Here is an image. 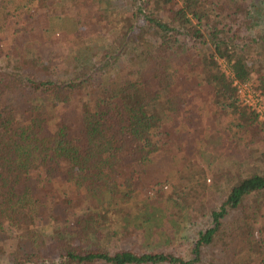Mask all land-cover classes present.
Listing matches in <instances>:
<instances>
[{"label": "trees", "instance_id": "trees-1", "mask_svg": "<svg viewBox=\"0 0 264 264\" xmlns=\"http://www.w3.org/2000/svg\"><path fill=\"white\" fill-rule=\"evenodd\" d=\"M251 3L253 10L249 0H0L2 19L21 20V32L39 41L43 54L25 63L17 32L10 52L0 43L7 60L0 68V264L2 257L9 264H264L259 167L228 168L190 259L125 243L139 222L146 238L167 223L173 237L174 216L190 219L174 204L192 209L200 200L184 185L173 199L177 184L165 198L176 175L161 174V165L186 155L170 131L176 116L212 109L202 117L215 129L224 115L235 122L227 136L234 148L264 142V122L239 102L233 85L234 78L257 79L264 95V62L255 53L264 45V0ZM71 44L80 47L64 54ZM97 49L95 60L86 56ZM196 88L206 90V102L190 101ZM248 154L264 167V153ZM190 198L191 207L184 204Z\"/></svg>", "mask_w": 264, "mask_h": 264}, {"label": "rangeland", "instance_id": "rangeland-1", "mask_svg": "<svg viewBox=\"0 0 264 264\" xmlns=\"http://www.w3.org/2000/svg\"><path fill=\"white\" fill-rule=\"evenodd\" d=\"M252 0H249V7H252ZM24 4L28 5V7L34 8L36 6V3L29 4L27 1L23 2ZM30 9H21L19 11V14H22L21 16H24L26 13H30ZM257 6L255 8V15H258ZM4 13V12H2ZM4 14L0 15V26H2L0 29V38L3 40L0 42L2 43V46L4 47L6 52H10L14 48V39H15V33L21 35V43H23V49L22 53L23 55H26L28 58L25 63L28 65H31L33 59L42 58L43 54L41 51V43L35 42L30 40L27 35H25L22 31V25L21 20L19 21L17 18L12 17V14L5 19H2ZM6 17V13L4 15ZM260 26L263 27L264 30V18L259 20ZM262 29V28H260ZM80 46L76 44H71L67 48L63 50V53L70 52L73 48H78ZM72 51V50H71ZM261 52V55H259L260 62H264V45L260 49H256L257 54ZM87 57L90 59L93 58L95 60L99 54V50H95L92 52L87 51ZM38 56V58H36ZM51 57V55H48ZM46 58V57H45ZM77 56L72 55L70 60L75 62L77 61ZM49 59V57L47 58ZM46 59V60H47ZM7 60L4 58H0V68L6 69ZM226 65H223V69H225ZM49 75V74H48ZM181 82V81H180ZM254 87H258L259 81L257 79H253L252 82H250ZM98 87L94 86L90 88V91L97 90ZM195 92V93H194ZM194 96L196 97L191 99L190 101H194V103H204L208 100V93L205 89L196 88L194 91ZM85 100L88 101V99L85 97ZM32 99L30 97H24L22 100V105L24 107H28L31 104ZM74 109V108H73ZM206 111V110H205ZM212 109L207 110L204 114L203 111L195 110L194 113H190L186 110L184 112V115L176 116L174 121L176 124H174L175 127H170V131L174 134V141L177 147L183 148L184 153L186 154L185 157L183 156L182 159L180 156H182L181 153H178L177 156V163H167L164 162L161 166L163 168V173L166 174L168 172H171L175 174L174 180L171 181V184L166 185L164 188L165 198L169 196V193H171L172 188L171 186L177 184L179 185V188L177 189V194L173 195V199H180V196L182 197V194L184 193L181 189L184 185V190L188 191L189 189L196 190L198 193H193L199 197L200 200H197V204L192 209H187L186 207H179L176 206L177 204H174V208L177 209V211L181 210L183 215L190 213V219L188 221H182V219L178 218V215L174 216L179 224L175 225L176 227L173 228L175 232L171 228L168 229V234L174 235L169 236L167 235L164 230L167 226L170 227V225L167 223L164 226V230L157 231L156 234L153 236H150L146 238L144 229L141 225V222H139L134 227H130L131 234L129 233L125 239L126 244H129L135 248H141L144 250H164V249H173L176 253L182 255L186 259L191 258V251L193 248V245L195 241L198 238V233L200 231L205 230L211 220L209 218V209L215 207L219 203V199H221V194L226 189V184L228 181V177L226 176V173L228 172V168L231 169L233 172H236L238 170V167L234 166V164L241 165L245 173L251 172L256 167H259V169H263L262 162L255 161L248 153L253 152L254 155L261 156L262 153H264V142L263 143H255V144H244V146H241L240 150L233 147V143H228V126L230 124H234L233 119L227 118L226 115H224V118L219 120L217 129L214 128V123L212 121H209L208 119L204 118L207 116L208 113H210ZM231 112V111H230ZM205 115L204 117H202ZM208 120V121H207ZM233 122V123H230ZM262 122V121H261ZM184 124H187L190 130H187V128L184 127ZM233 125H231L232 127ZM218 136V137H217ZM212 141H214V144H212ZM181 150V149H180ZM180 154V156H179ZM188 157V158H187ZM190 158V160H189ZM264 159V158H263ZM189 161V162H188ZM264 162V161H263ZM171 166V167H170ZM204 174V176H202ZM223 174V179L220 181H217L218 175ZM156 175V174H155ZM158 175V174H157ZM156 175V176H157ZM193 175H196L195 178H193ZM225 176V177H224ZM151 177V176H149ZM158 177V176H157ZM179 177V178H177ZM201 177V178H198ZM181 180L179 181V179ZM155 181V178H150L148 182ZM219 183V185H218ZM192 194V193H191ZM190 194V195H191ZM200 194V195H199ZM147 195V193H146ZM182 200V199H181ZM191 200H187L184 204L187 203V205L192 206ZM182 204L181 202H178ZM183 206V205H182ZM137 205L135 204V208ZM169 206H167L168 208ZM175 209V210H176ZM191 210V212H190ZM170 210L168 211L169 215ZM188 215V214H187ZM186 215V217H187ZM169 219V217H168ZM134 220V218H133ZM161 219L158 220V222ZM41 227L44 229V232L50 233L52 231L51 229V221L47 222L44 218L40 219ZM156 222V225L158 226L159 223ZM262 221L259 220L257 224H255V232L254 236L255 239L258 240L260 236V230H261ZM160 228H162L160 226ZM175 233V234H174ZM244 250L246 249L243 248ZM248 249V248H247ZM247 252H245L246 255ZM5 258L2 257L1 264H9ZM259 264V263H258Z\"/></svg>", "mask_w": 264, "mask_h": 264}, {"label": "built area", "instance_id": "built-area-1", "mask_svg": "<svg viewBox=\"0 0 264 264\" xmlns=\"http://www.w3.org/2000/svg\"><path fill=\"white\" fill-rule=\"evenodd\" d=\"M224 71L228 76L234 77L231 71L225 67ZM233 85L237 89L239 102L250 111L256 113L258 119L264 122V95L258 87H254L250 82H240L233 79Z\"/></svg>", "mask_w": 264, "mask_h": 264}]
</instances>
